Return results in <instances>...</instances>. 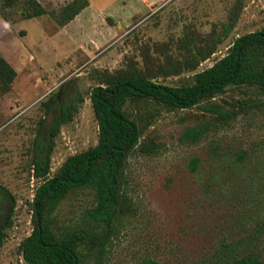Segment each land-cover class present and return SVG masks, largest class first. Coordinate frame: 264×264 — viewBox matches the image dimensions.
I'll return each mask as SVG.
<instances>
[{
    "label": "rangeland",
    "instance_id": "obj_1",
    "mask_svg": "<svg viewBox=\"0 0 264 264\" xmlns=\"http://www.w3.org/2000/svg\"><path fill=\"white\" fill-rule=\"evenodd\" d=\"M47 15L26 19L27 0H0V57L17 72L0 94V223L9 221L0 264H25L35 229L33 161L51 150L48 178L98 145L91 91L134 74L187 86L234 43L264 29V0H88L64 26L51 17L73 0H37ZM77 106L56 126L61 110ZM138 146L121 174L119 214L101 245L79 247L82 264H264V95L232 86L180 110L128 100ZM202 134L195 138L192 132ZM199 159V169L191 167ZM90 189L71 191L49 223L57 237L84 228Z\"/></svg>",
    "mask_w": 264,
    "mask_h": 264
},
{
    "label": "trees",
    "instance_id": "obj_2",
    "mask_svg": "<svg viewBox=\"0 0 264 264\" xmlns=\"http://www.w3.org/2000/svg\"><path fill=\"white\" fill-rule=\"evenodd\" d=\"M12 6L15 0H4ZM26 19L47 15L37 0H27ZM89 6L88 0H73L59 15L50 13L60 26L66 25ZM17 76L16 70L0 57V94L8 93ZM232 86H258L264 95V29L240 37L230 52L211 68L196 73L192 83L173 87L134 74L113 77L105 86L91 91V100L99 128L98 145L66 160L58 173L48 178L51 169V150L33 161L34 176L43 179L33 200L36 226L24 240L21 251L25 264H82L78 249L92 243L103 244L110 236L119 214L121 174L128 156L138 146L141 134L136 123L127 117L123 107L128 100L152 99L173 108L186 110ZM77 106L61 110L56 126L68 122ZM202 133L194 130L192 136ZM194 172L199 159L191 162ZM90 189L94 205L85 211L84 228L71 230L60 237L50 227L64 198L73 190ZM10 222L0 223V249ZM145 264H159L147 260ZM232 264H262L255 256L240 257Z\"/></svg>",
    "mask_w": 264,
    "mask_h": 264
},
{
    "label": "crops",
    "instance_id": "obj_3",
    "mask_svg": "<svg viewBox=\"0 0 264 264\" xmlns=\"http://www.w3.org/2000/svg\"><path fill=\"white\" fill-rule=\"evenodd\" d=\"M156 1L159 2L160 0H149V3L151 2L154 4V3H157Z\"/></svg>",
    "mask_w": 264,
    "mask_h": 264
}]
</instances>
